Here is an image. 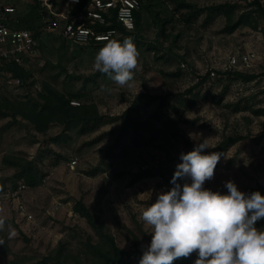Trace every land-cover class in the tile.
Masks as SVG:
<instances>
[{
	"label": "rangeland",
	"instance_id": "374dc122",
	"mask_svg": "<svg viewBox=\"0 0 264 264\" xmlns=\"http://www.w3.org/2000/svg\"><path fill=\"white\" fill-rule=\"evenodd\" d=\"M252 1L141 0L139 28L113 38L120 42L131 38L140 53L131 88L115 85L94 69L95 55L105 43L67 42L46 31L51 16L40 2L12 1L22 26L29 21L27 25L39 33V57L37 64L25 68L31 73L28 81L20 87L0 85V96L11 101L34 98L35 89L49 82L68 97L78 96L71 101L95 104L106 122L115 120L84 135L83 124L75 121L53 125L40 135L20 118L0 117V193L6 194V199H0V214L13 221L18 233L14 238L0 233L5 240L0 245V264H34L50 255L59 242L67 247L66 264H92L91 257L81 255V243L87 235L94 241L97 237L84 219L68 216L78 200L106 225L118 248L130 251L138 241L141 250H147L152 229L141 220L142 212L173 186L170 181L181 163L180 154L192 151L204 139L209 148L202 154H224L206 189L226 195L227 181L245 194L264 188V115L256 114L264 111L262 69L243 73L255 75L252 81L228 74L217 73L212 80L207 76L220 69L229 55L264 54L263 22ZM259 2L264 9V0ZM54 7L57 14L71 10L63 0H55ZM227 11L231 23L223 14ZM241 15L250 16L248 21L255 27L242 25L228 33ZM102 85L110 91H101ZM138 96L142 98L136 109L132 105ZM126 110L142 127L118 138L120 116ZM102 134L106 136L95 141ZM229 140L233 143L225 150L220 147ZM5 155L35 161L44 175L42 183L14 198L7 196L24 183L14 180V171L1 164ZM18 202L26 206L32 221L17 213ZM58 204L61 207L55 212ZM123 263L136 264L125 258Z\"/></svg>",
	"mask_w": 264,
	"mask_h": 264
},
{
	"label": "clouds",
	"instance_id": "9594fccd",
	"mask_svg": "<svg viewBox=\"0 0 264 264\" xmlns=\"http://www.w3.org/2000/svg\"><path fill=\"white\" fill-rule=\"evenodd\" d=\"M139 51L131 38L123 42L107 39L95 55L94 69L115 85L131 88L139 67ZM110 91L101 86V91ZM208 139L188 153H181L173 185L141 214L150 226L151 242L139 264H173L180 258L197 255L194 264H264V230L256 223L264 219V195L245 194L232 181L225 182L228 194L204 187L214 179L215 169L224 155L202 154ZM191 180V183L178 181ZM0 199L6 194L0 193ZM0 233L17 236L16 229L0 214ZM5 240L0 236V245Z\"/></svg>",
	"mask_w": 264,
	"mask_h": 264
},
{
	"label": "trees",
	"instance_id": "16d2710c",
	"mask_svg": "<svg viewBox=\"0 0 264 264\" xmlns=\"http://www.w3.org/2000/svg\"><path fill=\"white\" fill-rule=\"evenodd\" d=\"M89 0H81V3L74 7L71 10V13H76L82 10V8L87 4ZM140 3V10L142 9L141 0H138ZM252 5L256 6L255 13H258L263 22V36H264V9L261 8L259 0H253ZM220 7H217L218 9ZM232 8V7H231ZM230 8V9H231ZM140 12L135 13V30L139 28L140 21ZM226 17L228 23H231V13L227 11L223 13ZM248 18L252 19L250 16L247 18L244 15L238 17L236 22L231 24L227 28L228 33H233L239 26L242 25H251L248 21ZM22 20L15 16L13 21V27L18 29H27L30 30L35 38L38 39L39 33L35 31L30 25H27L29 21H25V26L21 24ZM255 27V26H254ZM109 29H116L118 33L124 35H131L135 32H126L116 23L114 17L111 19V24L108 27H101L98 30L101 32H106ZM64 40V39H63ZM105 43V42H103ZM101 43V44H103ZM10 71L15 77L20 78L22 82H27L31 77V73L24 69L16 66H10ZM228 75H233L235 78L242 79L244 81H252L256 78L255 75L243 74L239 72L228 73ZM208 76V75H207ZM207 76L200 78V83L205 81ZM32 85L29 84V86ZM191 90V89H190ZM189 92V91H188ZM35 97L24 99L22 101H11L5 97L0 96V117L2 118H11L16 120L17 118L22 119L27 122L32 130L40 135L46 134L53 125H65L70 121H75L77 123H82L83 127L80 130L82 135L93 133L97 131L102 126L108 124L110 121L115 120L110 119L109 122H106L104 116H102L95 104H79V106H72L70 104L71 99L78 98V96L68 97L62 92L54 88L51 83L44 82L41 84V90L37 91L35 89ZM142 96H138L132 105L136 109L139 107ZM162 100V99H161ZM219 103V102H218ZM164 102L160 103V106H163ZM256 114H263L264 111H257ZM122 121V126L120 129L119 137H123L129 130L139 129L142 127V124L139 122H134L130 119L129 110H126L120 116ZM174 125V124H172ZM106 135L102 134L95 139V141H100ZM233 140L224 142L220 145L224 150L228 147L229 144H232ZM124 155V151L121 153V156ZM1 164L8 169L14 171V180L23 182L27 187L34 188L39 186L42 183L44 175L38 169L37 163L31 161L24 157L19 156H10L5 155L1 159ZM95 175V171L92 172ZM183 184L185 182L191 183L189 180L178 181ZM16 189V187H14ZM256 191H259L261 195H264V188L258 187ZM73 211L78 215V218L84 219L87 225L92 229L97 241H94L91 236H86L82 240V251L81 255L84 258L91 257L92 264H124L123 258L128 260H133L136 264H139L140 259L143 255V250H141L139 242L135 241L133 244V249L130 251H123L117 247L115 244L114 238L111 234L108 233L106 225L100 221L98 218L94 217L89 207H87L81 200H78L73 205ZM15 229L13 221H7ZM255 227L258 230H264V219L259 220ZM66 244L63 242L58 243V247L48 256L44 257L40 261L34 264H66L68 262V254L66 253ZM197 259V255H191L189 258H180L173 262V264H194ZM126 262V260H124ZM9 264H26L21 261H11Z\"/></svg>",
	"mask_w": 264,
	"mask_h": 264
},
{
	"label": "built area",
	"instance_id": "2783aa9c",
	"mask_svg": "<svg viewBox=\"0 0 264 264\" xmlns=\"http://www.w3.org/2000/svg\"><path fill=\"white\" fill-rule=\"evenodd\" d=\"M13 0H0V85L6 87H20L22 81L10 71V66L26 68L37 64L39 57L38 39L27 29L13 27L17 15V6ZM40 2L50 21L46 23V31L55 32L60 38L77 46L99 45L107 39H113L118 34L116 29L101 32L98 29L108 27L114 17L116 23L126 32L135 30V13L140 11L138 0H89L81 11L71 13V10L81 3V0H63L65 6L70 7L66 14H57L55 0H36ZM184 65H182L183 67ZM260 67L264 74V54L258 55L254 51H246L229 55L226 62L218 70H211L208 78L214 79L217 73H244L252 68ZM37 91L41 89L36 88ZM72 106H79L71 101ZM28 187L20 184L15 190H9L7 196L14 198L18 193L24 192ZM61 204L54 207L57 212ZM17 213L27 222L33 216L26 206L20 202L16 205ZM51 216H54L52 211ZM69 218L76 219L78 215L71 209Z\"/></svg>",
	"mask_w": 264,
	"mask_h": 264
}]
</instances>
